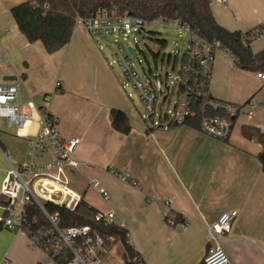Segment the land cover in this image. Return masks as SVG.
<instances>
[{
	"label": "crops",
	"instance_id": "crops-1",
	"mask_svg": "<svg viewBox=\"0 0 264 264\" xmlns=\"http://www.w3.org/2000/svg\"><path fill=\"white\" fill-rule=\"evenodd\" d=\"M27 1L0 0V83H7L6 77L17 78L18 104L30 115L21 130L6 128L1 119L0 187L7 170L2 153L16 163L28 160L29 142L39 129V110L44 97L51 95L47 108L57 120L59 135L80 140L73 153L79 168L68 172L71 188L98 214H115L114 223L124 225L145 264H199L210 247L206 226L232 210L237 216L230 232L218 239L219 246L231 264H264V173L257 160L261 147L241 135L242 126L264 134L261 127L240 122L233 132L236 117L226 140L185 125L147 129L121 93L103 48L99 50L83 28L75 27L69 44L53 54L39 42L26 41L10 10ZM210 10L217 25L229 32L264 24V0H210ZM250 49L254 54L264 51V33ZM256 75L234 67L231 57L218 51L209 96L236 106L251 100L259 112L264 88ZM113 109L125 114L129 133L113 129ZM52 159L45 154L42 161ZM167 199L186 228L167 225ZM2 205L0 264H43V254L30 248L25 235L3 226ZM123 254L122 246L113 245L99 264H124Z\"/></svg>",
	"mask_w": 264,
	"mask_h": 264
},
{
	"label": "built area",
	"instance_id": "built-area-1",
	"mask_svg": "<svg viewBox=\"0 0 264 264\" xmlns=\"http://www.w3.org/2000/svg\"><path fill=\"white\" fill-rule=\"evenodd\" d=\"M226 4L227 0H220ZM76 23L99 46L100 38L111 36L118 38L112 43L104 42L106 47L114 52L117 65L123 79L130 90L128 98L135 97L141 106V121L147 129L167 128L171 125L183 126L188 118L194 115V101L202 98L200 105L201 119L199 130L214 139L228 138L232 120L240 114L253 117L257 104L249 101L242 106L207 98L208 85L215 59V54L221 51L214 43L201 39L187 25L177 20L156 19L151 24L165 26L187 34L186 51L179 57V52L172 57L164 56L163 60L174 63L173 72L178 76L171 80L158 76H140L135 69L128 48H134L138 39L147 37V23L128 15H120L115 9H99L88 19L76 18ZM132 38L135 44L127 48L125 44ZM138 46V45H137ZM140 52V51H139ZM178 66V67H177ZM177 68V70H176ZM256 77L263 82L264 74ZM59 83H56V88ZM175 98L170 107L172 98ZM51 95L44 97V107L39 110L41 119L39 129L29 142L28 160L23 163L14 162L7 153L2 156L7 163V170L0 187V196L4 200L1 223L9 230H15L26 236L31 248L39 250L44 256L43 264H99L107 253L104 239L89 227L60 228L58 216L49 215L44 209V203H50L66 210L73 211L82 200L69 182L68 172L78 170L79 162L73 158V153L80 144L79 138L63 139L57 131V120L49 113L47 105ZM208 110L218 111L224 116H212ZM0 119L6 128L21 130L30 120L29 112L18 104V83H0ZM45 154H50L51 161H42ZM96 188V184H90ZM102 198L106 197L103 190H97ZM35 205L44 215L47 226L36 232L27 230V206ZM168 208L165 221L169 226L187 224L170 209L171 200L164 202ZM237 216V211L223 213L216 222L206 226L210 247L203 258L204 264H231L226 253L218 244V239L230 232L231 224ZM113 212L98 214L97 219L114 223ZM124 228L121 223L116 224ZM113 239H110L112 242ZM4 264H7L5 261Z\"/></svg>",
	"mask_w": 264,
	"mask_h": 264
},
{
	"label": "trees",
	"instance_id": "trees-1",
	"mask_svg": "<svg viewBox=\"0 0 264 264\" xmlns=\"http://www.w3.org/2000/svg\"><path fill=\"white\" fill-rule=\"evenodd\" d=\"M99 9H115L120 15L138 18L147 24L156 19L177 20L182 25H187L204 41L216 44L221 51L227 53L234 67L264 74V51L254 54L250 49L251 42L263 36L264 24L246 32H229L215 22L210 10V0H28L11 8L10 14L18 32L28 43L39 42L47 54H53L69 44L77 25V17L83 20L91 18ZM150 34L152 33L149 32L148 35ZM156 42L160 46L165 44L160 40ZM203 101L202 98L194 101V115L186 120L185 126L199 130L200 105ZM208 114L224 116L223 113L212 110H208ZM110 119L113 129L122 134L129 133L130 126L123 112L111 110ZM241 135L260 145L261 152L257 160L264 173V134L256 127L242 126ZM3 202L0 196V203ZM44 209L49 215L58 216L60 228L89 227L95 231L104 239L107 252L113 245L120 243L124 249V264H145L131 244L128 231L115 223L97 219L98 212L85 202L81 201L73 211L50 203H44ZM26 210L28 231L34 233L47 226L44 215L35 205H28ZM110 239L113 241L110 242ZM199 264L204 263L201 261Z\"/></svg>",
	"mask_w": 264,
	"mask_h": 264
},
{
	"label": "rangeland",
	"instance_id": "rangeland-1",
	"mask_svg": "<svg viewBox=\"0 0 264 264\" xmlns=\"http://www.w3.org/2000/svg\"><path fill=\"white\" fill-rule=\"evenodd\" d=\"M76 28L82 27L77 24ZM145 28H147L152 34L148 35L147 37H141L138 39L137 45L140 52H136V56L132 60L135 65V69L138 71L142 78L144 76H150V74L153 76H158L159 74H161L164 78H166V73H168V77L170 80L173 77L178 76L177 71L173 72V61L169 62L166 61V59L163 60V58L164 56L168 57L169 55L174 57V55L179 52L178 55L181 59L182 55L186 51L187 34L173 28L160 26L153 23L147 24ZM115 40L120 41L118 38L116 39L111 36H103L102 38H100V44L103 46L102 55L111 68L112 72L119 78V87L121 93L132 107L137 119L141 121L140 115L142 113V109L140 103L135 97H131L130 99L128 98L130 90L127 87L126 81L123 79L120 73V69L117 65L114 52L108 49L104 44V42L112 43ZM159 40L165 42L164 46H160L156 42ZM134 41V39L130 38L129 42L125 44V46L128 48L130 44L134 45ZM0 66H2L1 62ZM174 100L175 98L173 97L170 107H172ZM257 112L258 110H256V114L253 118L248 117L244 114H240L233 128V132L237 130V125H239L240 122L254 124L261 127V129L264 131V106L259 109V114ZM1 126L2 120L0 119V127ZM115 245L116 247L122 246L120 243H116ZM41 262L44 263V259H42Z\"/></svg>",
	"mask_w": 264,
	"mask_h": 264
},
{
	"label": "water",
	"instance_id": "water-1",
	"mask_svg": "<svg viewBox=\"0 0 264 264\" xmlns=\"http://www.w3.org/2000/svg\"><path fill=\"white\" fill-rule=\"evenodd\" d=\"M134 51L135 52H139V47L137 45L134 46V48H128V53L130 54V56L132 58H134ZM17 78L16 77H6L3 79V81H6V82H14L16 81Z\"/></svg>",
	"mask_w": 264,
	"mask_h": 264
}]
</instances>
